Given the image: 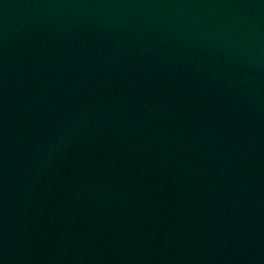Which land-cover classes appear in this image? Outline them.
I'll return each instance as SVG.
<instances>
[{
    "label": "water",
    "instance_id": "1",
    "mask_svg": "<svg viewBox=\"0 0 264 264\" xmlns=\"http://www.w3.org/2000/svg\"><path fill=\"white\" fill-rule=\"evenodd\" d=\"M0 264H264V0H0Z\"/></svg>",
    "mask_w": 264,
    "mask_h": 264
}]
</instances>
